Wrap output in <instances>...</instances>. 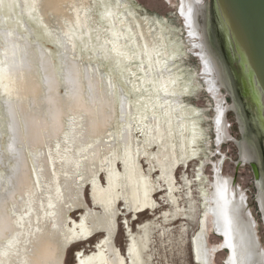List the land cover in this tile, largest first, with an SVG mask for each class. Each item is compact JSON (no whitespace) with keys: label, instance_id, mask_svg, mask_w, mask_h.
<instances>
[{"label":"bare ground","instance_id":"bare-ground-1","mask_svg":"<svg viewBox=\"0 0 264 264\" xmlns=\"http://www.w3.org/2000/svg\"><path fill=\"white\" fill-rule=\"evenodd\" d=\"M92 5L98 7L97 29L87 22ZM27 19L62 50L67 92H58L60 83L46 48L18 32L0 29V90L9 119L6 155L0 147V169L6 171L0 177V264H63L68 248L100 233L92 252H76L75 264H151L150 256L144 255L146 231L138 245L127 223V259L114 236L119 202L136 217L160 207L154 196L164 192L168 200L163 202L173 205L174 213L164 212L162 218L187 215L177 205L176 171L195 157L197 130L193 118L182 117L190 114L182 112L185 88L170 70L174 53L164 51L158 30L147 18L133 15L122 0H0L2 22L26 30ZM92 35L99 40L96 45ZM77 42L86 52L100 50L118 82L101 79L93 67L75 60ZM183 131H188L186 143L174 144L173 138L183 137ZM152 146L157 154L149 153L154 161L146 164V172L139 155ZM155 170L159 176L151 180ZM182 178L189 186L187 194H192V180ZM86 183L93 206L85 198ZM203 199L201 232L191 244L195 261L209 264V217H215L219 235L227 233L218 207L209 205L217 200L209 194ZM74 211H80L78 222L71 219ZM148 225L157 226L151 221L142 229Z\"/></svg>","mask_w":264,"mask_h":264},{"label":"rangeland","instance_id":"rangeland-1","mask_svg":"<svg viewBox=\"0 0 264 264\" xmlns=\"http://www.w3.org/2000/svg\"><path fill=\"white\" fill-rule=\"evenodd\" d=\"M122 1L133 15L147 18L153 24L161 34L160 44L164 51L174 53L169 58L172 63L170 70L177 75V84L185 88L180 98L182 112L190 114L188 117L183 114L182 117L195 120L197 135L192 145L195 157L184 168L176 171L180 191L176 196L177 205L187 214L186 217L177 216L175 220L169 217L167 221L162 218L164 212L168 216L174 213L173 205L163 202L168 200V194L164 192L154 196L160 201V207L136 217L124 211L123 202H119L115 245L127 259L129 238L125 229L128 223L138 245L146 231L148 241L144 255L150 256L151 264H200L194 259L191 241L193 236L201 232L200 224L205 211L203 195L209 194L210 199L217 200V203L209 205L218 207L227 233L219 235L215 217H209L208 235H205L210 254L209 264H264V134L260 130L255 110L242 95L236 73L231 67V50L225 46L214 0ZM97 8L92 5L91 11L87 13L88 25L96 29L100 25ZM26 24L28 29L24 30L19 25L0 20V29L18 32L47 49L60 83L58 92L65 96L67 90L62 50L57 42L48 41L40 26L29 19ZM99 34L103 37L102 32L99 31ZM91 40L94 45L99 41L94 35ZM82 44L77 42L73 58L84 67H93L101 79L109 78L112 82H118V74L110 70V63L101 58V51L94 49L86 52ZM2 48L3 41L0 38V65L4 62ZM226 52H230L231 60L227 58ZM37 74L39 81H43L44 75L39 68ZM84 90L88 94V90ZM7 115L0 90V147L4 155L7 154L9 139ZM64 122L67 128L68 119L64 118ZM116 127L119 130V126ZM116 130H110V133ZM182 134L183 137L178 134L177 139L173 138L174 144L186 143L188 131ZM144 150L146 154L139 155V161L147 172L146 164L154 161L149 153L153 151L157 154V147ZM183 151L188 150L184 147ZM6 164L10 166L11 162L6 161ZM156 171H151V180L158 178ZM5 172L0 169V177ZM197 174L201 175L200 178ZM184 175L192 180L190 195L187 194L189 186L182 178ZM99 177L105 183L102 172ZM84 194L88 204L93 206L88 183L84 186ZM71 219L78 222L80 211H74ZM151 221L157 226L148 225L145 230L142 229L145 223ZM102 236L100 233L88 242L72 245L67 250L63 264H75L74 256L78 250L83 254L92 252ZM226 241L228 245L224 244Z\"/></svg>","mask_w":264,"mask_h":264},{"label":"water","instance_id":"water-1","mask_svg":"<svg viewBox=\"0 0 264 264\" xmlns=\"http://www.w3.org/2000/svg\"><path fill=\"white\" fill-rule=\"evenodd\" d=\"M214 3L225 46L231 50V67L264 134V0H214ZM226 55L231 60L230 52Z\"/></svg>","mask_w":264,"mask_h":264}]
</instances>
